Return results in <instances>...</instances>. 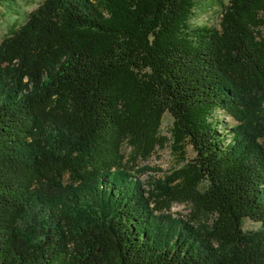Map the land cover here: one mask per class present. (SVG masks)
<instances>
[{
    "label": "trees",
    "instance_id": "1",
    "mask_svg": "<svg viewBox=\"0 0 264 264\" xmlns=\"http://www.w3.org/2000/svg\"><path fill=\"white\" fill-rule=\"evenodd\" d=\"M196 3L43 0L1 40L0 264H264V0Z\"/></svg>",
    "mask_w": 264,
    "mask_h": 264
},
{
    "label": "rangeland",
    "instance_id": "2",
    "mask_svg": "<svg viewBox=\"0 0 264 264\" xmlns=\"http://www.w3.org/2000/svg\"><path fill=\"white\" fill-rule=\"evenodd\" d=\"M42 1L43 0H10V8H7V6L0 7V42L12 27L22 23L27 14L35 10ZM226 3L227 0H197L191 20L192 26L206 25L218 28L222 15V6ZM262 34L264 36V31H262ZM224 120L228 125L233 124L232 120L229 118H224ZM172 121V117L168 113L163 116L161 126L162 136L169 137L168 133L172 126ZM124 152L128 154L129 149L124 147ZM187 157L188 159L194 157V153L190 147L187 148ZM134 165L131 173L139 178L146 189L149 183L154 180H162L176 168V162L172 158L168 146H165L163 149H157L149 159L138 160ZM188 212V206L174 204L170 210L164 214H169L175 218H182L185 217ZM258 228V223L248 219L243 223V229L245 231H254Z\"/></svg>",
    "mask_w": 264,
    "mask_h": 264
}]
</instances>
